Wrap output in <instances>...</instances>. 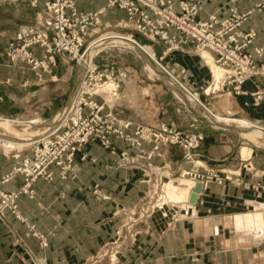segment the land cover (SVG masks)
Wrapping results in <instances>:
<instances>
[{
    "label": "crops",
    "instance_id": "crops-1",
    "mask_svg": "<svg viewBox=\"0 0 264 264\" xmlns=\"http://www.w3.org/2000/svg\"><path fill=\"white\" fill-rule=\"evenodd\" d=\"M260 1L237 0L236 4L244 12ZM76 3L79 9L91 11L106 7L108 0ZM230 3L207 2L199 17L207 19L211 13L225 17ZM106 11L102 16L105 24L127 18L126 11L117 6ZM31 26L53 32L43 1L33 7L29 2L0 0V115L24 118L30 113L46 118L44 127L52 126L51 118L73 99L84 68L75 66L67 53H59L52 70L42 75L12 63L6 55L8 44ZM242 29L257 31L249 51L264 47V12L254 11ZM123 30L146 46L139 48L123 36L140 51L135 61L125 62L120 49L101 50L95 57L101 67L115 65L126 73L113 111L134 123L159 126L165 122L184 131L202 132L205 139L195 150L196 158L207 166L241 174L254 186L211 182L198 193L195 203L158 204L164 178L153 167L166 166L168 175L177 176L193 166L183 158L180 146L162 145L157 154L145 159L135 155L136 149L128 141L113 135L118 152L128 150L132 155L122 163L118 154L92 141L85 146L88 158L76 156V179H61L59 168L52 165L54 180L40 178L34 183V198L19 197L24 217L47 235L46 247L11 212L0 218V264H109L108 243L120 248L117 264H264V99L256 105L251 94L256 89L264 92V78L247 81V94H206L204 89L213 76L199 53L173 50L160 59L165 49L162 43L130 28ZM145 47L151 49L152 60ZM32 50L43 55L39 46ZM155 59L179 82L160 74ZM259 61L264 62V54ZM171 81L182 84L184 91ZM96 99L102 101L100 96ZM5 117H0V126L15 129L16 123ZM262 130L256 140L246 136ZM0 141L10 147L22 146L1 137ZM242 147L251 149L249 155L244 157ZM144 148L150 150L152 145L144 143ZM17 160L14 152L0 150V175L11 171ZM250 165L253 169L247 170ZM23 182L18 174L3 187L16 190ZM88 185H98L99 194Z\"/></svg>",
    "mask_w": 264,
    "mask_h": 264
},
{
    "label": "built area",
    "instance_id": "built-area-1",
    "mask_svg": "<svg viewBox=\"0 0 264 264\" xmlns=\"http://www.w3.org/2000/svg\"><path fill=\"white\" fill-rule=\"evenodd\" d=\"M14 1L29 2L33 7H39L43 1L53 32L35 26L27 28L7 46L6 55L11 62H20L42 75L43 72L52 70L59 53H67L83 66L84 76L73 99L57 116V121L52 126L44 127L38 138L29 145L17 149L14 156L18 160L13 169L0 175L1 219L7 212H11L17 219L26 222L33 234L40 239L41 245L46 247L47 235L24 217L19 197L26 194L34 198V183L40 178L54 180L52 165L59 168L61 179L75 177L76 156L81 154L83 159L88 158L85 146L92 141H98L111 153L118 154L122 163L129 161L131 153L128 150L118 152L111 140L113 135L135 147V155L139 158H152L162 145H178L184 150L183 158L193 163L190 169L182 170L177 176H170L165 171L166 166L153 167V171L164 178L161 183L162 191L170 180L185 177L193 182L190 194L198 182L202 183L203 189H207L211 182L223 184L235 177L239 180V174L207 166L196 158L195 150L205 139L202 132L184 131L165 122L159 126L134 123L118 116L113 107L120 97L121 78L126 73L115 65L101 67L95 61V51L89 58L87 56L91 49L107 42L104 38L107 33L93 39L94 27L107 7L117 6L127 13V18L118 23L120 26L130 28L165 46L160 59L173 50H182L195 51L207 62L203 54L208 51L214 63L222 69L223 75L218 81L212 75L211 83L204 89L206 94L218 91L247 94L248 91L244 89L247 81L255 77L264 78V62L259 61L264 54V47H255L254 52L249 51L248 48L257 37V31H245L242 27L254 11L264 12V0L244 12L239 10L237 0H231L227 16L220 17L217 13H211L207 19L200 18L199 13L205 3L213 0H108L106 7L91 11L79 9L76 0ZM33 46L42 48L41 57L32 50ZM251 94L256 97V105L264 99L261 89H256ZM96 96H100L102 101L96 99ZM13 120L17 124H34L40 122L41 118L36 116ZM144 143L151 144L152 148L146 150ZM18 174L24 177L23 184L16 190L4 189V184ZM98 187L95 186L96 193ZM162 197L160 195L157 198L158 204L162 203ZM114 260V255H111V261Z\"/></svg>",
    "mask_w": 264,
    "mask_h": 264
},
{
    "label": "rangeland",
    "instance_id": "rangeland-1",
    "mask_svg": "<svg viewBox=\"0 0 264 264\" xmlns=\"http://www.w3.org/2000/svg\"><path fill=\"white\" fill-rule=\"evenodd\" d=\"M107 11H105L103 14H102V16L106 13ZM102 16H101V18H100V21L96 24V26L94 27V31H93V35H92V37H93V39H95L96 37H98V36H100V35H103V34H106V33H108V32H114V33H108V36H106V37H104V38H107V37H109V36H117V37H123V36H127L128 37V39H132V40H134V38L136 39V40H138L139 42H141L140 41V39H138V38H136V37H134V38H132V37H130L129 35H123V34H130V35H132V33H124V30H123V27L122 26H120L118 23L119 22H121L122 20H119V21H117L116 23H114V24H105L104 22H103V20H102ZM135 36H137V35H135ZM136 40H134V41H136ZM125 44V45H124ZM122 43V42H116V41H112V40H109V41H107L106 43H104V44H102L101 46H99L98 47V49L96 48V50H95V52H96V54H95V57H98L99 56V54H101L102 52H101V50H103V52H104V50L106 51V50H112V51H114L115 49H117V50H119L120 49V54H121V57L124 59V61L125 62H129V61H135L138 57H139V50L138 49H136L135 48V46H134V44H126V43ZM141 45V47H143V46H146V45H143V44H140ZM101 52V53H100ZM152 60V59H151ZM75 61V63H73L75 66H77V67H83V66H81V65H79L78 63H77V61L76 60H74ZM154 61H157L158 62V59H155ZM16 64H18V65H22V66H24V64H22V63H20V62H18V63H16ZM15 64V65H16ZM209 67H211L210 65H209ZM212 71V70H211ZM212 75H213V73H212ZM67 106V105H66ZM66 106H64L59 112H57L56 114H55V116L54 117H52L51 119H53V122H55V120L54 119H56V117L60 114V112L66 107ZM3 116V115H2ZM26 116H29V117H24V118H20V117H10V118H12V119H15V118H17V119H31V118H33V117H31L30 116V113H28V114H26ZM37 116V115H36ZM40 117V116H39ZM41 118V117H40ZM44 119H46V118H41V121L40 122H38V123H34V124H31V123H29V125H27V124H15V126H16V128L17 129H24V128H26V130H25V133H30V134H40V132H41V130L44 128ZM51 119H47V120H45V121H50ZM250 124H252V125H255L254 123H250ZM255 126H257V125H255ZM15 128V129H16ZM12 131V132H11ZM11 131H9V130H7V128H5L4 126H0V137L1 138H4L5 140H8L9 142H11V143H17V144H19V145H22V146H26V145H28V144H30V143H25V141H21V140H17V138L14 136V134H13V130H11ZM262 132H263V130L261 131V132H259V131H257V132H255L256 134H260V135H262ZM19 141H21V142H19ZM17 149H20V148H17V147H10V146H8L7 145V143H5V142H3V141H0V150H2V151H6V152H8V151H11V152H16L17 151ZM10 152V153H11ZM14 167V166H13ZM13 169V168H12ZM246 169L247 170H251V169H253V166L252 165H250V166H246ZM10 172V171H9ZM74 172H75V177H70V179H76L77 178V173H76V171L74 170ZM239 180H237L236 179V177L233 179V180H228V181H226L225 183H223V184H221V185H224V184H226L227 182H230V183H234V184H236V185H240V186H242V187H247V188H250L251 186H254V185H252L250 182H247V181H245L243 178H242V175L241 174H239ZM69 179V178H68ZM184 182V181H183ZM184 183H186V182H184ZM170 183H168V185H169ZM167 185V186H168ZM174 185H175V183L173 184V187H167V189H166V187L165 188H163V191H162V189H161V195H163V197H162V203H168V202H174V201H176V202H181L180 200H181V196H178V195H176V191L177 190H179V191H185L186 189H185V186L184 185H186V184H182V183H179V184H176L175 185V187H174ZM182 186H184V188L182 187ZM88 187V189L89 190H92L94 193H96L95 192V186L93 187L92 185H88L87 186ZM178 187V188H177ZM99 192H100V188L98 187V193H96V194H99ZM169 194L171 195V198H177L178 200H175V199H171L170 197H169ZM26 223V222H25ZM28 225V224H27ZM46 235V234H45ZM106 251H108V252H106V254H107V256H108V258H109V260H110V262H109V264H117L118 263V261H119V252H120V248L119 247H117V246H114V245H111L110 243H108L107 244V246H106ZM111 255H114V257H115V260L114 261H111Z\"/></svg>",
    "mask_w": 264,
    "mask_h": 264
},
{
    "label": "bare ground",
    "instance_id": "bare-ground-1",
    "mask_svg": "<svg viewBox=\"0 0 264 264\" xmlns=\"http://www.w3.org/2000/svg\"><path fill=\"white\" fill-rule=\"evenodd\" d=\"M108 33H114V32H108ZM108 33L105 35V36H108ZM124 35V34H123ZM129 36L130 37H132V38H134L133 36H131L130 34H129ZM109 40H112V41H116V42H122L123 44L124 43H126V44H129L130 45V41L127 39V38H125V37H117V36H109V37H107L106 38V40L105 41H109ZM134 40H136L135 38H134ZM139 44H141L138 40H136ZM125 45V44H124ZM96 48L97 47H94L93 49H91L89 52H88V56H87V58H89V56L90 55H92L93 53L92 52H94L95 50H96ZM98 49V48H97ZM144 49V51H145V53H146V55L148 56V58L149 59H152V53H151V49L149 48V47H145V48H143ZM150 49V50H149ZM147 51H150V53L149 52H147ZM92 53V54H91ZM205 57H206V59H207V63L211 66V70H212V72H213V75L215 76V79L218 81L220 78H221V76L223 75V71H222V69L220 68V67H218L215 63H214V61H213V57H212V55L208 52V51H205L204 52V54H203ZM159 63V62H158ZM160 64V63H159ZM160 66L162 67V64H160ZM171 83L172 84H174V85H176L173 81H171ZM218 84V83H217ZM0 117H5V116H2V115H0ZM59 117V116H58ZM58 117L55 119V121H57V119H58ZM5 118H7V119H9V120H11V121H14L13 119H11V118H8V117H5ZM15 122V121H14ZM16 123V122H15ZM17 124V123H16ZM32 124V123H31ZM18 125V124H17ZM27 125H29V124H27ZM5 127H7V130H9V131H11V130H13V134H14V136L17 138V140H23V141H25V143H31L34 139H36V138H38V135L39 134H30V133H25V130H26V128H24V129H19V130H15L14 129V127H12V126H5ZM12 132V131H11ZM260 134H256V133H254V132H248V133H246V136L247 137H249L250 139H252V140H256L257 139V137L259 136ZM21 141H19V142H21ZM29 145V144H28ZM22 147H24V146H21V147H17V148H22ZM243 148V147H242ZM242 152H243V155H244V157L245 156H247V155H249V153L251 152V149L250 148H248V147H244L243 148V150H242ZM186 182V183H184V182ZM168 183H170L169 185H168ZM175 183V185L176 184H179V183H182V184H186V185H184L185 186V191H179V190H177L176 192V195H178V196H181L182 198H181V200L180 201H186L187 200V198H189V196H190V189H191V187H193V182L190 180V179H188V178H181V179H178V180H170L169 182H167L166 183V189H167V187H173V184ZM168 185V186H167ZM175 185H174V187H175ZM177 186V185H176ZM184 186H182L183 188H184ZM178 188V187H177ZM169 197L171 198V195L169 194ZM171 199H175V200H178L177 198H171ZM245 236H246V234H245Z\"/></svg>",
    "mask_w": 264,
    "mask_h": 264
},
{
    "label": "water",
    "instance_id": "water-1",
    "mask_svg": "<svg viewBox=\"0 0 264 264\" xmlns=\"http://www.w3.org/2000/svg\"><path fill=\"white\" fill-rule=\"evenodd\" d=\"M130 41H132L134 44H136L139 48H141V45L137 42V41H134L132 39H129ZM160 74H162L163 76L167 77V78H170V79H174L176 80L177 82H179L176 77L173 75L172 72H170L168 69H166L165 67H161V70H159ZM83 76H84V73L79 77V79L77 80L76 82V87L79 86L80 82L82 81L83 79ZM180 84V83H179ZM181 87L179 85L176 84V86L181 90V91H184V87H182L183 85L180 84ZM264 130V129H263ZM203 190V186H202V183L198 182L196 184V186L194 187V189L192 190L191 194H190V197H189V201L191 203H195L196 200H197V195L198 193H200L201 191Z\"/></svg>",
    "mask_w": 264,
    "mask_h": 264
}]
</instances>
